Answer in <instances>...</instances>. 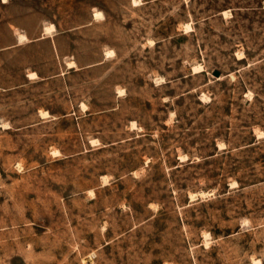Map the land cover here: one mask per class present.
Wrapping results in <instances>:
<instances>
[{
	"label": "rangeland",
	"instance_id": "374dc122",
	"mask_svg": "<svg viewBox=\"0 0 264 264\" xmlns=\"http://www.w3.org/2000/svg\"><path fill=\"white\" fill-rule=\"evenodd\" d=\"M0 264H264V0H0Z\"/></svg>",
	"mask_w": 264,
	"mask_h": 264
},
{
	"label": "crops",
	"instance_id": "0c3cea01",
	"mask_svg": "<svg viewBox=\"0 0 264 264\" xmlns=\"http://www.w3.org/2000/svg\"><path fill=\"white\" fill-rule=\"evenodd\" d=\"M93 17H94V12H93ZM66 32H64V33H66ZM44 33H45V31H44ZM58 34L59 33H56V34H53V35L52 34L51 35L45 34V35L33 38L30 41H27L26 43H29V42L31 43V42H35V41L45 40V39H48V38H51V40L53 41V36L58 35ZM18 42H20V41L18 40ZM16 45H19V43H16ZM13 46H15V45H13ZM53 48L56 49V46L54 44H53ZM71 58L72 59L70 61H72L74 63L72 66H67L64 71L57 72V73H54L52 75H49V77H47V79L56 78V77H59V76H65L67 74H78V73H81V71H83V70L89 71L87 69H90V68H92V67H94L96 65H99L104 60V58L102 57V59L99 60V61L91 62V63L85 64V65H79L78 62H77V59L75 57L72 56ZM31 72H33L34 75H36V77H39L41 79H46L45 77H41L40 74L37 71H35V70L31 71ZM31 72H29V73H31ZM28 75H26V77H28ZM28 79H29V77H28ZM26 83H29V80H26V82H23L21 84H18V85L12 86V87H8L5 90H11V89H14V88L23 87ZM48 112L51 113L50 110H48ZM65 115H66V113H62V116H65Z\"/></svg>",
	"mask_w": 264,
	"mask_h": 264
},
{
	"label": "bare ground",
	"instance_id": "6f19581e",
	"mask_svg": "<svg viewBox=\"0 0 264 264\" xmlns=\"http://www.w3.org/2000/svg\"><path fill=\"white\" fill-rule=\"evenodd\" d=\"M3 1H5V0H3ZM137 2V1H136ZM136 4H138V2L136 3ZM225 14L227 13V9L225 10V11H223ZM229 13V12H228ZM227 13V14H228ZM99 17H102V13L100 12V11H95L94 12V18H98L99 19ZM101 19V18H100ZM188 27H190L189 25L186 27V28H188ZM44 31H45V33L46 34H49V35H51L52 34V32L54 31V25L53 24H49V25H46L45 27H44ZM18 40L20 41V42H23V41H26V37H25V34L24 33H19L18 34ZM113 51V50H112ZM112 51H109L108 50V52L106 53V54H108V56L109 55H111L110 53L112 52ZM114 52V51H113ZM240 55V54H239ZM243 55V54H242ZM241 57L242 56H240L239 58L241 59ZM74 63L72 62V61H69L68 62V66H72ZM201 70V68L197 65V66H195L194 65V67H193V72H199ZM29 75L30 76H33V78H34V73L33 72H31V73H29ZM220 77H221V75L219 76V77H216V79H220ZM123 91H121V92H118V93H122ZM83 105V104H82ZM42 112V111H41ZM42 115L43 116H45V115H47V111H43L42 112ZM135 123V122H134ZM133 123V124H134ZM90 142H91V144L92 145H94V144H96V142H97V139H91L90 140ZM220 148H223V146L222 145H220L219 146ZM54 152H56V151H54ZM54 154V153H53ZM179 159L181 160V161H184L185 159H186V156L183 154V155H181V156H179ZM103 180V179H102ZM231 184H233V183H231ZM236 185V184H235ZM233 186V185H232ZM200 193V192H199ZM203 192H201V194H202ZM206 193V192H205ZM197 194V193H196ZM206 195V194H205ZM192 196H193V194H192ZM196 196V195H195ZM201 196H203V195H201ZM190 197V196H189ZM191 199V198H190ZM247 222V221H246ZM244 223V222H243ZM248 223V222H247ZM207 235V233L205 234V236ZM207 237V236H206ZM208 238V237H207ZM205 240H206V238H205ZM255 262V261H254Z\"/></svg>",
	"mask_w": 264,
	"mask_h": 264
},
{
	"label": "water",
	"instance_id": "95a60500",
	"mask_svg": "<svg viewBox=\"0 0 264 264\" xmlns=\"http://www.w3.org/2000/svg\"><path fill=\"white\" fill-rule=\"evenodd\" d=\"M212 75H213L214 77H219V76L221 75V72H220L219 70H214V71L212 72Z\"/></svg>",
	"mask_w": 264,
	"mask_h": 264
}]
</instances>
